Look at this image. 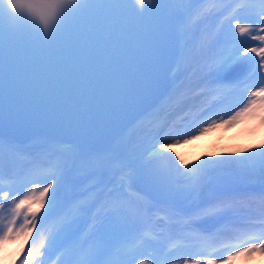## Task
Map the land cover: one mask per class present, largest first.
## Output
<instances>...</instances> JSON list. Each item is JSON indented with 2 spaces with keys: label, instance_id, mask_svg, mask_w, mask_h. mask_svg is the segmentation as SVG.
<instances>
[{
  "label": "snow or ice",
  "instance_id": "1",
  "mask_svg": "<svg viewBox=\"0 0 264 264\" xmlns=\"http://www.w3.org/2000/svg\"><path fill=\"white\" fill-rule=\"evenodd\" d=\"M0 18V243L23 237L16 264L264 254V143L172 152L217 118L264 125V0H0Z\"/></svg>",
  "mask_w": 264,
  "mask_h": 264
},
{
  "label": "rangeland",
  "instance_id": "2",
  "mask_svg": "<svg viewBox=\"0 0 264 264\" xmlns=\"http://www.w3.org/2000/svg\"><path fill=\"white\" fill-rule=\"evenodd\" d=\"M203 127H207L209 130L201 132L197 129L195 139L188 140L186 143L176 144L172 148V152L186 160L196 161L198 158L205 156L214 157L221 153H234L241 147L249 148L253 144L259 145L260 143H264V125L258 126L254 123V126L250 125L241 131L232 133L231 125L224 123L223 119L217 118L214 121H208ZM14 246L13 242L7 245L0 253V256L4 257L3 255L10 251L9 249L13 250ZM12 254L15 257L18 256L14 251ZM261 255L262 253H256V257L259 259ZM8 260H10V263L14 261L13 258H9ZM30 264H33V262L30 261Z\"/></svg>",
  "mask_w": 264,
  "mask_h": 264
},
{
  "label": "bare ground",
  "instance_id": "3",
  "mask_svg": "<svg viewBox=\"0 0 264 264\" xmlns=\"http://www.w3.org/2000/svg\"><path fill=\"white\" fill-rule=\"evenodd\" d=\"M248 119H250L248 116H246ZM23 239V237L17 238L16 241H14V253L17 254V248L19 245V242ZM5 252V251H4ZM3 255V254H2ZM4 256V255H3ZM15 260V258H14ZM0 261H2V264H12L10 263V260H8L6 257L0 258ZM232 264H264V254L261 255L260 259L256 257V253H244L240 255V257L236 260L234 259L232 261Z\"/></svg>",
  "mask_w": 264,
  "mask_h": 264
},
{
  "label": "water",
  "instance_id": "4",
  "mask_svg": "<svg viewBox=\"0 0 264 264\" xmlns=\"http://www.w3.org/2000/svg\"><path fill=\"white\" fill-rule=\"evenodd\" d=\"M5 23H6V21L4 19L0 18V25H3Z\"/></svg>",
  "mask_w": 264,
  "mask_h": 264
}]
</instances>
